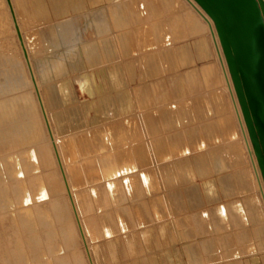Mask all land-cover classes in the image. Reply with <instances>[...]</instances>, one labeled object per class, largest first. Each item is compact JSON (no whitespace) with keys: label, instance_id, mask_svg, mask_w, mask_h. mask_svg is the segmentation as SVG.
I'll list each match as a JSON object with an SVG mask.
<instances>
[{"label":"bare ground","instance_id":"bare-ground-1","mask_svg":"<svg viewBox=\"0 0 264 264\" xmlns=\"http://www.w3.org/2000/svg\"><path fill=\"white\" fill-rule=\"evenodd\" d=\"M52 1L56 16L66 13L68 6L74 11H79L84 8L86 2V0ZM88 1L96 5L101 0ZM11 3L12 8L9 7V12L12 18H17L19 26L20 20L16 9L13 10V0H11ZM188 3L190 6H188ZM186 5L192 10V13L183 12V8L187 7ZM113 7L122 20L128 22L130 13L135 12L142 21H145L138 29V32L140 30L138 38L133 29L125 30L123 32V43L121 44L124 55L132 58L142 57L143 79L156 78L169 71L178 72V80H176L178 86L173 92L174 98L187 99L182 101H189L191 110H193V104L191 105V103L200 102L202 105V118H199L201 127L196 124L200 112H196L195 116L190 112V117L186 113H184L185 115L180 114V120L173 122L175 126L184 124L189 126L190 130H194V126L195 130H198L197 133L193 132L191 139L190 136L185 138V140L189 139L186 142L187 145L184 146L185 150H191L192 156L188 158L180 157L176 160L175 165L166 163V166L163 167L166 186L182 183L183 192H186L190 198L188 207L187 202L182 201V211L186 212L189 205L192 211H189L188 216L182 215L181 218L183 234L188 237L185 251L188 253L190 263L264 264V179L213 18L196 0H115ZM165 11L176 15L165 17ZM148 13H151L153 17H157L158 20L154 23L147 22L145 19L148 18ZM93 15L97 23L98 33L104 35L109 31L106 12L101 9L94 12ZM172 21L176 27L174 30L170 26ZM57 24H59V28L56 31V28L52 26V32H50L49 37L47 36L46 42L42 33H39V29L36 27L23 31L19 27L24 43H22L23 51L25 52V46L35 82L37 83L39 79L37 90L44 103L46 115L50 107L58 106L60 108L63 106L62 103H71V95L69 96L66 80L62 79L63 81H61L60 79L61 84L59 83V87L52 82V79H50L51 67L45 65L40 70L36 69L33 63L35 60L32 58L30 50L33 53H38L42 50L46 51V48L52 49L61 43H68L75 35L73 17L64 18L62 21H58ZM209 30L211 31V38L221 54L222 61H219L221 70L218 63L213 60L201 66L192 65L197 59L209 58L212 54L211 40L207 34ZM138 40L142 44H139ZM43 42H45L46 47L43 46ZM86 49L85 55H87L88 67H96L105 63V61L114 60L113 57H106L94 40L86 45ZM43 54L46 55L41 53V56H37L42 57ZM129 61L127 60L126 64L128 70L132 71V63H129ZM182 67H185V69ZM54 68L56 74L66 72L59 59L55 60ZM10 70L12 73L17 74L14 76L17 85L21 86L23 84L21 79L29 82L30 75L28 74L27 62L22 63L20 74L13 66ZM109 70L112 80L115 84H118L123 73L121 66L116 63L113 67H109ZM39 71L43 77H40ZM4 74L6 75L5 72ZM74 78L80 82L83 89L89 92L97 86L92 69L89 72L83 71ZM157 89H162V93H157ZM168 89V86L163 84L162 81L142 84L138 88L139 96H135V102L146 108L149 107L150 109L145 111L154 114V121H158L157 112L163 111L164 118L162 121H166L167 118L177 115V111L174 112L176 107L171 105L176 99L170 101ZM189 89L193 92V97L188 99L186 93ZM132 98L130 91H123V94L121 91L118 93L115 105L121 107V113L128 112L131 109ZM8 100L10 101L8 106L0 105V150L6 149L8 146L15 147L27 143L30 145L27 153L35 157L34 145L46 146L51 149L49 143L44 145L45 133L40 128L39 107L32 104L30 98L21 99L20 96H17ZM34 100L36 101V99ZM106 101L104 103H107ZM70 105L67 110L71 119L76 121L78 126H84V119L89 111L86 107L82 108L81 106L75 113L74 108L76 105ZM156 105L162 109H155ZM17 106H19V110L15 112L13 109ZM9 108L12 109L11 113H4L9 112ZM105 109L107 110L106 113L111 111V108L106 107ZM5 114H7V117L2 119L1 116ZM49 120L50 133L54 134L55 129L52 132L54 127L52 128L53 122L50 117ZM55 120L59 123L62 131L67 129L66 120L61 109L57 111ZM140 121L138 115L128 118L116 117L109 120V123L103 122L91 127H84L68 139L71 144L67 146L65 151H67L69 157H72L74 144H79L80 149L84 150V143L88 146L90 140L102 133L107 136L112 144L117 145L120 141L119 135L126 133L132 122L140 123ZM64 138L66 137H60L63 145L66 144ZM55 140L56 151L62 164L64 163L62 156L64 153L59 138L55 136ZM161 144L165 145L166 143L162 141ZM178 146H180V143H178ZM110 156L112 157L113 154ZM140 157H142V154ZM108 161L111 162L105 165L108 174L124 171L126 166H129L127 163L119 165L118 162L121 160L110 159ZM132 161L133 159L130 162ZM151 161L149 160L150 163ZM187 168L191 169V172L198 171L200 175H207L209 180L205 185L203 183L204 186L202 187L199 183L193 181V176L189 179ZM97 174L100 175V172L95 173V175ZM213 174H217L216 178L211 177ZM67 176L70 178L68 172ZM71 177L73 181L78 179V175L75 173H71ZM69 178H67V181L71 193L70 198L75 205L77 217L79 220L81 217L84 220V228L81 222L80 224L82 235L86 240L85 237L88 236L89 232H87V218L83 216L84 209L97 208L98 205L104 204V201L95 202L94 198H97L96 195L99 194L100 196L104 195L110 189H114L115 186H106L107 183L105 185H93L88 189L83 188L78 191L76 197L70 186ZM146 185L149 190L156 189L155 175L152 179H149ZM178 189L180 188L171 191L180 193ZM61 202L64 204L68 201L63 198ZM175 203L178 205L177 202ZM153 205L155 213L158 214V210H160V216L163 215L162 206L156 201L153 202ZM44 213L48 217L51 216L48 210ZM88 241L90 242L89 238ZM87 253L90 264H104L107 259L105 250L97 248L93 242L87 246ZM112 253L114 254V250H112ZM24 254L26 255L25 252ZM114 257L116 258V256Z\"/></svg>","mask_w":264,"mask_h":264},{"label":"rangeland","instance_id":"rangeland-1","mask_svg":"<svg viewBox=\"0 0 264 264\" xmlns=\"http://www.w3.org/2000/svg\"><path fill=\"white\" fill-rule=\"evenodd\" d=\"M114 2L115 0H101L95 5L86 0L83 9L74 11L68 6L66 13L56 16L52 0H13V10L14 8L16 9L20 20V25L18 26L17 18H12L9 12V7L11 6L9 0H0V105L8 106L10 104L8 99L17 96H20L21 99L30 98V102L39 107L40 128L45 133L44 145L49 143L51 148L34 145L35 157L27 153L28 148H30V145L27 143H22L15 147L8 146L6 149L0 150V264H90L87 253V246L90 245L88 241L89 237L85 233V240L82 235L80 222L84 228V220L82 217L80 220L77 217L75 205L70 198L71 193L68 188L69 183L67 178L69 177L67 176V172L71 178L68 179L70 186L77 197V192L83 188L88 189L93 185H102V183L110 180L112 177L139 169L143 165L148 164L150 154L141 152L142 143L146 146L151 145L152 142L160 144L161 141H165V143L176 146L177 150L181 149L179 154L173 155L187 158L192 156L191 150H185L184 146L187 145L186 142L189 140H185V138L190 136L191 139L193 132L197 133L198 130H195V126L194 130H190L191 128L184 124L175 126L173 122L180 120V114L186 113L190 117L191 113L195 116L196 112H200L196 119V124L201 127L199 118H202V105L200 102L196 104L191 103V105L193 104V110H191L189 108V101H182L187 99L179 100L173 96V99L176 100L172 102L171 95V105L176 107L174 112L177 111V115L167 118L168 120L166 121H149V124L156 128H153L154 133L149 141L146 138L142 141L144 135L145 137L147 136L146 133H142V121L140 123L132 122L128 131L119 135L120 141L117 145L112 144L107 136L102 133L90 140L88 146L84 143V150L80 149L79 144H74L72 157L67 155L65 149L71 144L68 139L73 137L77 131L98 123H109V120L116 117L124 118L126 115L141 112L145 109L144 106L133 105L132 109L128 112L121 113V107L115 105L120 91L123 94V91H130V89L136 87V92L132 90V96L135 98V96H139V86L145 83L151 84L153 81H162L163 84L168 86L172 94L178 86L176 84L178 72L169 71L156 78L143 79L142 57L137 56L132 58L123 54V47L121 45L123 43V32L133 29L134 34L138 38L140 33L138 29L141 28L145 21H142L135 12L130 13L128 22L120 19L113 7ZM188 6H190L189 3ZM188 6L183 8L184 13H192V10ZM101 9L106 12L109 27V31L104 35L98 33L97 23L93 15L94 12ZM173 15L176 14L172 12L168 13V11L164 12L165 17H173ZM147 16L148 18L145 19L147 22L154 23L158 20L151 13H148ZM68 17H73L75 35H73L72 39L74 38L75 40L71 39L68 43H61L55 48H46V51L42 50L38 53H33L30 50L32 58L35 60L33 63L36 69L40 70L45 65H48L49 68L51 67L53 74L51 73L50 79H52V82L56 83L57 87H59L60 79L61 81L66 80L69 96H72H70L71 103H62L63 106L60 108L58 106L50 107L46 115L44 103L37 90L39 79L38 81L36 79V83L35 76L29 67L26 52L23 51L20 30L22 29L23 31L36 27L39 29V33H42L46 42L47 36L49 37L50 32H52V28H56V31L59 28L57 22ZM170 26L172 30L176 28L173 21ZM207 34L211 40L212 54L209 58L197 59L192 65L201 66L213 60L218 63L221 70L219 62L220 60L222 61L221 54L216 48V43L211 38V31H207ZM93 40L99 45L100 50L106 57H113L114 60L110 62L105 61V63L96 67H88L87 55H85V51L87 50L86 45ZM45 42H43V46L46 47ZM138 42L142 44L140 40ZM41 53H45L46 55L43 54L44 56L42 57L37 56ZM57 59L61 60L66 72L62 74L55 73L54 62ZM127 60H130L129 63H132V71L128 70V67L126 68ZM24 62L28 63L30 78L29 82L21 79L23 84L19 86L14 79V76L17 74L12 73L10 68L12 66L15 67L19 72L18 74H20V69ZM116 63H119L123 72L118 84H115L112 80L109 70V67H113ZM182 68L185 69V67ZM90 69L95 74L97 86L89 92L83 89L80 82L74 77L83 71L89 72ZM4 72L6 75H3ZM39 73L40 77H43L40 71ZM161 90L157 89V93H162ZM192 93L189 89L186 93L188 99L193 97ZM229 99L231 98L229 97ZM104 101L107 103H104ZM69 105H76L74 108L75 113L81 106L82 108L86 107L89 111V113L87 112V117L84 119V126H78L76 121L71 119L67 110ZM106 107L111 108L109 113H106ZM155 107L160 108L157 105ZM10 109L9 112L4 113H11L12 109ZM60 109L66 120L67 129L65 131L60 129L59 123L55 120L57 111ZM13 110L17 112L19 106ZM6 115L1 116V118L7 117ZM48 115L53 122L52 128H54L52 132L55 129L54 134L50 133L51 127L48 123ZM159 128L165 129L158 130ZM54 135L56 138H59L60 143L62 141L60 137H66L64 138L66 144L63 145L61 143L64 153L62 155L64 163L62 164L56 151ZM178 143H180V146H178ZM112 154L113 156L111 157L110 155ZM141 154L142 157H140ZM110 159L121 160L118 162L119 165L127 163L129 166H126L124 171L108 174L105 170V165L111 163L108 161ZM131 159H133L132 162H130ZM99 172L100 175H95V173ZM193 172V181L203 187L209 180V177L207 175H200L198 171ZM71 173L78 175L77 181L72 180ZM216 176L217 174H213L211 177L216 178ZM63 198H66L68 202L63 204L61 202ZM46 210L50 212V217L44 213ZM182 248L183 243H171L167 246L165 254L169 259V264H189L186 254L181 252Z\"/></svg>","mask_w":264,"mask_h":264},{"label":"crops","instance_id":"crops-1","mask_svg":"<svg viewBox=\"0 0 264 264\" xmlns=\"http://www.w3.org/2000/svg\"><path fill=\"white\" fill-rule=\"evenodd\" d=\"M134 89H130L131 96ZM170 95L173 99V94L169 90V97ZM132 99L131 109L133 105H140L135 102V98ZM144 108L142 112L126 115V118L138 115L142 121V133L147 134L142 141L145 138L149 141L156 129L149 124V121L154 120V114L145 111L150 109L149 107ZM163 115V111L157 112V119L162 120ZM161 143L152 142L146 146L142 143L141 152L150 154L151 163L102 183L115 188L102 196L96 195L94 201H104V204L83 211V216L88 222L86 231L89 232L90 243L93 242L97 248H103L106 252L107 259L104 264H169L165 249L171 243H183L181 252L186 254L191 264L185 251L188 237L183 234L181 223L182 215L188 216L189 211H192L189 205L188 210L183 212L182 201H186L188 207L190 198L183 192L182 183L166 186L163 177V167L166 163L175 165L176 160L180 158L176 155L181 149L177 150L173 144ZM154 175L157 187L155 190H149L146 184ZM188 175L191 179V169H188ZM177 188H180L178 189L180 193L171 191ZM154 201L162 206L163 215L160 216V210L158 214L155 213Z\"/></svg>","mask_w":264,"mask_h":264},{"label":"water","instance_id":"water-1","mask_svg":"<svg viewBox=\"0 0 264 264\" xmlns=\"http://www.w3.org/2000/svg\"><path fill=\"white\" fill-rule=\"evenodd\" d=\"M196 1L216 24L264 179V0Z\"/></svg>","mask_w":264,"mask_h":264}]
</instances>
